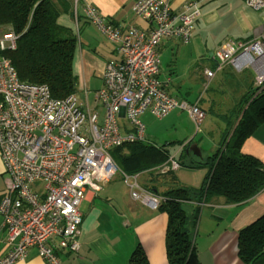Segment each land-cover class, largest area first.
Here are the masks:
<instances>
[{"label":"built area","instance_id":"1","mask_svg":"<svg viewBox=\"0 0 264 264\" xmlns=\"http://www.w3.org/2000/svg\"><path fill=\"white\" fill-rule=\"evenodd\" d=\"M207 1H187L178 12L165 0H136L132 12L149 24L147 30L121 29L105 21L92 5L84 7L86 21L120 55V60L105 63L102 87L94 93L104 109L101 123L97 113L82 108L76 94L55 99L46 86L20 81L11 60L2 54L16 49L18 36L10 24L0 25V158L7 176L0 198V229L6 232L8 246L0 264L23 260L32 247L46 264H60L59 251L77 253L85 193L100 191L118 171L132 200L153 210L163 203L162 196L140 187L138 175L121 172L109 151L145 140L140 117L146 112L162 119L179 109L197 127L202 123L201 108L170 96L159 80L157 49L165 39L188 44L200 6ZM242 1L254 12L264 10V0ZM213 58L217 70L224 66L239 74L252 70L255 90L260 92L264 24L260 36L248 42L226 41ZM204 74L210 79L214 70ZM178 168L171 161L158 170L164 174Z\"/></svg>","mask_w":264,"mask_h":264},{"label":"crops","instance_id":"2","mask_svg":"<svg viewBox=\"0 0 264 264\" xmlns=\"http://www.w3.org/2000/svg\"><path fill=\"white\" fill-rule=\"evenodd\" d=\"M135 1H60L64 7L57 18V24L68 29L77 39L73 59V73L77 79L76 95L82 108L91 113H97L99 120V112L102 108L94 100V93L102 87V74L105 63L110 60H120V55L116 50V46L109 43L95 27L93 28L86 21L83 9L86 5H92L105 21L119 26L121 29L135 26L147 30L149 24L137 18L132 12ZM165 1L171 9L179 12L183 4L191 0ZM213 1L215 0H209L200 6V15L194 23L192 38L188 44H181L174 39H165L161 41L157 49L159 60L160 57H168L169 60L173 56L177 57V63L184 60V72L189 73L190 78L182 82L195 83L199 81L201 83L202 90L206 92L205 97L197 92L192 99L188 100L187 97H181L179 101H185L191 105L196 104L202 111L209 109V107H217L220 110H222L221 107H227L225 110H229L240 100L236 101V98H231L227 94L226 99H224L223 91L219 92L220 83L226 81L227 76L229 77L230 74L225 67L217 70L213 58V54L223 42L217 45L212 52L207 45L212 30L216 29L221 22L219 11ZM242 5V8L250 13L251 17L258 13L247 8L244 3ZM262 22L264 24V19ZM259 23V19L254 17V25L258 26ZM262 25L258 26L253 32L251 39L244 41H250L260 36ZM205 70H214L212 78H206ZM197 74H199V78H197ZM239 77L237 76V79H240ZM251 80L253 81V79ZM165 82L168 84L169 79ZM215 91L218 94L212 95V92ZM178 92H181L180 84ZM90 93L93 94L91 102L89 101ZM223 113L224 111L220 114ZM223 130L224 126L221 122L213 131L217 132L215 135L218 134L214 147L207 149L206 152L198 147L202 159L215 152ZM145 139L149 141L146 135ZM178 152L176 155H170V162L177 161ZM241 153L257 159L264 165V125L244 142ZM185 154L187 156L184 161L185 164L190 163V159L194 161L199 159L193 157L192 154L191 157L188 153L185 152ZM180 169L182 168L179 167L177 170ZM177 170H173L172 173L177 172ZM185 171L183 173H191V175L186 176L184 174L185 176H180L178 175L180 172H178L177 175L167 181L151 176L152 178H144L138 183L141 188L150 190L159 196L172 188L174 183L186 188H198L203 182L206 170L196 168L186 169ZM145 174H140L138 179ZM158 175L163 174H157L156 177ZM6 178L0 158V198L5 189ZM124 186L128 189L125 183ZM108 191H110L109 188ZM103 193H105L104 190L96 193L86 191L85 199L80 205L82 214L80 248L77 253L59 251L57 255L60 264H131L133 252L136 248L142 249L148 264H168L165 249L166 214L144 206L131 198L127 200L126 197H121L123 199L122 205L116 208L110 195L104 198L101 197ZM201 204L203 205L189 203L184 206L185 213L190 219L194 218L196 208H199L195 224L194 244L200 264H243L238 257V231L264 215V190L244 204H226L223 198L220 197L211 198ZM5 238L6 232L0 229V258L8 250ZM14 264L46 263L38 256L36 249L32 247L29 248L27 256L23 260ZM259 264H264V261Z\"/></svg>","mask_w":264,"mask_h":264},{"label":"trees","instance_id":"3","mask_svg":"<svg viewBox=\"0 0 264 264\" xmlns=\"http://www.w3.org/2000/svg\"><path fill=\"white\" fill-rule=\"evenodd\" d=\"M61 0H0V25L10 24L18 36L16 49L7 56L20 81L44 85L55 99L76 94L77 79L73 73L76 37L57 24L64 7ZM62 6V7H61ZM224 126L215 152L205 159L185 164V150L192 141L178 142L181 149L175 161L185 169L206 170L198 188L174 186L162 194L158 211L167 216L165 249L168 264H200L194 244V218L185 213L189 203L201 204L211 198H223L226 204H244L264 190V165L243 155L244 142L264 125V87L244 94L227 112L217 115ZM171 143L155 145L143 142L124 144L109 151L117 168L127 175L159 173L169 165ZM189 157L191 153L189 152ZM169 170L165 174L172 173ZM238 257L243 264L264 261V215L238 231ZM131 264H148L141 248L133 252Z\"/></svg>","mask_w":264,"mask_h":264},{"label":"rangeland","instance_id":"4","mask_svg":"<svg viewBox=\"0 0 264 264\" xmlns=\"http://www.w3.org/2000/svg\"><path fill=\"white\" fill-rule=\"evenodd\" d=\"M208 2V1H207ZM215 7L219 11L221 22L216 29H213L211 36L208 38L207 45L211 52L215 50L217 45L220 43H225L226 41L233 40L242 42L247 39H251L253 32L258 28V26L263 24L264 19V10L259 11L251 17V14L245 11L242 8L243 1L241 0H215L213 1ZM250 16V17H249ZM254 17H257L260 21L258 26L254 25ZM262 22V24H261ZM92 26V25H91ZM93 27V26H92ZM94 28V27H93ZM248 42V41H246ZM222 43V44H223ZM221 44V45H222ZM219 46V48L221 47ZM161 62V76L159 75V80L165 83L166 91L176 97L178 100L181 97H187L188 100L192 99L194 95L199 92L204 95L205 91L202 90L203 86L199 81L195 83H188V81L182 82L190 78V74L185 73L184 60H180L177 63V57L173 56L172 58L160 57ZM178 65H180L178 67ZM227 72L230 74L227 76L226 81L220 83L219 92L223 91V98L226 99V94L231 98L241 99V97L246 94L248 91L255 89L254 82L251 80L254 77V72L252 70H246L243 73L234 72L229 66H224ZM223 67V68H224ZM237 76H240V79H237ZM244 77V78H243ZM199 78V74H197ZM169 79L168 84L165 82ZM179 84L181 87V92H178ZM213 94H218V92H212ZM92 93H90L89 101L91 102ZM187 95V96H185ZM207 96V95H206ZM220 110L217 107H209V109H204V120L197 127L190 116L183 110H173L167 114L162 119H157L149 114V112L144 113L140 117V121L145 127L146 138L155 145H160L163 143H171L169 146L170 155H176L181 146L178 142L187 143L192 141L191 144H196L203 151H207L215 146L217 142V135L213 132L217 126L221 124L218 120L217 115L224 111L227 112V107H221ZM104 109L100 110L99 116L101 123L103 120ZM128 127V125L126 126ZM199 128V131H198ZM186 169L177 170L175 173H170L169 175H158L155 173L145 174L140 176L138 181L146 179L149 177L161 178L165 181L172 178L174 175L180 176H190L191 173L186 172ZM189 174V175H188ZM194 174V173H192ZM151 177V178H152ZM124 180L121 177L120 172L112 177V179L101 185V191L104 190L105 193L101 194V197L104 198L107 195H110V198L113 201V205L116 208H119L122 204L121 197H126L127 200H130V195L128 189L124 186ZM107 187V188H106ZM108 188L110 191H108ZM99 192V191H98ZM96 193V192H95ZM108 193V194H106ZM140 202V201H137Z\"/></svg>","mask_w":264,"mask_h":264},{"label":"water","instance_id":"5","mask_svg":"<svg viewBox=\"0 0 264 264\" xmlns=\"http://www.w3.org/2000/svg\"><path fill=\"white\" fill-rule=\"evenodd\" d=\"M121 115H123V111H121ZM186 153H191L193 157L201 158L200 150L196 144H190L188 148L185 150Z\"/></svg>","mask_w":264,"mask_h":264}]
</instances>
